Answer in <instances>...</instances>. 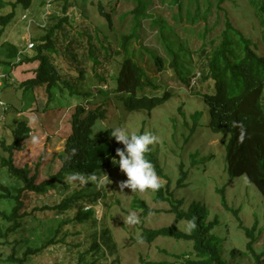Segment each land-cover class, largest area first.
Wrapping results in <instances>:
<instances>
[{
    "label": "trees",
    "instance_id": "trees-1",
    "mask_svg": "<svg viewBox=\"0 0 264 264\" xmlns=\"http://www.w3.org/2000/svg\"><path fill=\"white\" fill-rule=\"evenodd\" d=\"M94 1L54 0L49 13L44 16L42 33L31 35L33 47L29 50H25L27 44L21 40V31L19 34L14 33L10 41L5 35V41L1 43L6 48L7 57L17 58L20 55V61L16 63L24 61L37 64L32 70V76L20 83L24 91L32 89L37 97L48 94L51 99L53 88H58L59 91L67 89L73 94L76 91V79L84 80L89 74L95 77L94 81L100 87L108 85L112 77L115 81L114 88L107 90L106 97L100 99L94 108H86L84 103L75 106L70 119L71 134L57 156L59 168L48 179L36 182L41 162L37 163L34 173H31L28 166H15L12 155L22 148L24 140L29 137L30 127L27 121H20L16 125L11 142H1L3 150L9 155L7 158H0V168H6L5 175L11 184L0 183V200L13 203L9 212L0 209V247L5 250L10 248L7 253L5 250L0 251L2 263L30 264L32 259L46 251L72 254V258H79V261L84 259L85 253H80L83 250L80 247L84 243L80 245L75 241H66L67 226L76 219L83 220L84 212L92 211L85 210L86 204L93 205L101 201L102 194L87 193L85 189H81L52 206L33 208L30 212H26L25 200L55 190L59 181L67 176L94 178L96 182L111 180V162L116 156L115 150L123 145L110 136V123L105 124L107 129L98 130L96 133L94 128L96 123L101 124V121L114 117L113 111L108 109L111 107V93L115 94L128 112H151L169 99V92L164 91L161 95L155 93L161 86L150 75L149 69L152 66L159 73L170 68L189 87L192 94L203 98L208 108L209 129L214 133L230 134L225 144L227 172L232 177L247 176L264 197V0H245L249 12L252 9L255 13L257 22L253 31L258 33V40L248 36L230 18L225 5L228 0H169L170 6L177 8L174 11L170 9V20L192 28L198 27L196 24H203L202 29H198L204 40L195 50L188 46L184 35L186 29L182 34L175 33L168 21L148 12V4L144 0H134L136 6L129 14L122 13L117 17L116 23L121 26L128 15L131 16V22L129 31L122 33L119 40L117 38L113 42L102 23H95L84 14L81 5L87 2L93 4ZM96 1L99 15L107 23V30L114 33L117 27L114 14L118 12V2L105 0L108 3L106 10L104 0ZM32 3L33 0H0V10L4 7L9 10L8 13L0 14V36L7 26H13L16 10L24 12L31 8ZM56 3L59 5L56 6ZM45 4L46 0H43V8ZM237 5L235 3L234 7ZM148 29H155L159 35L160 51L164 56L156 49L136 45L139 42L142 44V38L146 37L145 31ZM114 62L117 63L115 77L112 75ZM0 105L3 106L1 101ZM234 121L244 126L245 135L242 141L239 139L240 129L234 126ZM148 159L157 175H162V169L155 157ZM181 175L180 181L185 177L183 167ZM168 184L167 182L165 188L159 184V188L154 190L155 203L169 202L170 211L176 212V221L186 219L194 227L190 233L181 232L174 225L146 229L139 236L142 239L138 240L151 243L160 236H168L176 240L192 241L194 257L184 256L179 264H221L218 257L214 258L212 240L204 228V207L192 205L188 211L181 210L182 200L175 198ZM222 204L227 207L224 198ZM132 208L141 210L144 216L158 211L149 208L138 198L133 199ZM37 211L52 214L56 220L55 226L51 222L49 228L42 231L43 235L36 234V238L24 236L10 242L8 238L12 235H21L29 230L37 232L41 223L38 216L36 217ZM43 220L44 218L41 221ZM245 230L246 236L250 238L246 245V256H252V261L247 264H264L263 253H257L253 249V245L260 239L253 237L255 226ZM104 233L103 228H100V243H93L95 237L91 235L89 237L92 240L87 243L91 251L94 249L98 253L107 252L111 255L113 237L110 233L105 237ZM240 256L246 257L245 253ZM66 259L65 256L63 261ZM63 263L68 264V261ZM117 264H121L120 261L117 260Z\"/></svg>",
    "mask_w": 264,
    "mask_h": 264
},
{
    "label": "rangeland",
    "instance_id": "rangeland-1",
    "mask_svg": "<svg viewBox=\"0 0 264 264\" xmlns=\"http://www.w3.org/2000/svg\"><path fill=\"white\" fill-rule=\"evenodd\" d=\"M144 1L148 4V12L168 21L167 23L174 28L175 33L182 34L186 29L184 35L190 49L195 50L201 46L204 37L198 27L202 29L203 24H196L195 26L198 27L192 28L187 24L180 25L170 20L172 14L170 9L174 11L177 8L174 6L172 8L168 3L169 0ZM42 2L43 0H33L28 10L29 18L35 22L31 27H27V22L20 21L23 12L16 10L13 26L11 28L7 26L0 36V101L5 107L3 109L0 105V158L2 156L7 158L9 155L3 150L1 142H11L16 125L20 121H27L30 127L29 137L24 140L22 148L14 152L12 156L16 167L28 166L31 173H34L37 163L41 162L37 183L48 179L49 175L54 174L59 168L60 162L57 156L62 152L63 144L71 134L70 119L75 106L84 103L86 108H94L100 99L106 97L107 90L113 89L115 84L113 77L103 88L95 83V77L90 74L84 80L76 77V91L73 94H70L67 89L59 91L58 88H53L51 99L48 94L37 97L32 89L24 91L20 87L23 80L32 76V70L37 64L24 61L16 63L15 57L6 56V48L1 43L5 41V35L10 38V41L14 33L19 34V31L23 32L21 40L25 42L31 38V35L41 34L40 25L45 12ZM117 2L118 12L114 14V23L117 27L114 33L107 30V23L98 13L96 0L93 4L87 2L81 5L85 15H88L95 23L99 22L105 26V32L113 42L117 38L119 40L122 33L129 31V22H131V16L128 15L126 22H123L121 26L116 23L117 17L122 13L129 14L136 6L134 0H116ZM235 3L238 4L236 8ZM57 5L59 3H56ZM225 5L234 23L248 36L256 37L254 40H258V33L253 31L257 22L255 13L251 8L252 12H249L246 1L228 0ZM104 8L108 9L107 1ZM8 11V8L4 7L0 10V14L8 13ZM72 11L75 12V10ZM145 36L142 38V44L139 42L136 45L160 51L161 42L156 30H146ZM161 54L165 55L163 52ZM116 67L117 63L114 62L112 64L114 77L117 73ZM149 71L150 75L156 79V84L161 86L155 93L161 95L164 91L169 92L171 94L169 99L151 112L145 110L128 112L117 100L115 94L111 93V107L108 109L113 111L114 117L111 120L101 121L102 125L99 122L96 123L94 132L107 129L105 124L109 123L111 128L122 126L129 132H154L159 140L150 146L151 151L145 154L146 158L155 157L162 169V175H158L159 184L165 188L167 182L169 183L168 188L173 191L175 198L182 200L181 210L188 211L192 205L204 207L206 214L204 228H206L207 236L212 240L214 258H219L218 261L221 264L250 263L251 254L246 256V245L250 238L246 236L245 229H251L253 226H255L253 237H260L253 245V249L257 253L262 252L264 256V197L247 176L232 177L227 172L225 144L230 134L214 133L209 129L208 108L203 98L198 94H192L189 87L175 75L173 70L168 68L159 73L152 66ZM115 158L118 159L117 156ZM181 167L185 173L182 181H180ZM5 171H7L6 168H0V183H10ZM110 173V181L103 179L99 182H96L94 178L67 176L59 181L55 190H50L43 196H32L25 200L26 212H30L33 208L52 206L81 189H85L87 193L102 194L101 201L93 203L92 211L84 212L83 220L76 219L67 226L66 241H75L80 245L84 243L80 247L83 249L80 253H85L83 260L79 261L77 255L76 260L72 258V254L46 251L32 259L30 264H54L55 261L56 264H64L65 261H68V264H91L92 262L112 264L115 261L114 264H117V260L121 264H146V262L179 264L184 256L194 257L192 241L160 236L151 243L140 242L138 237L146 229L174 225L179 231L190 233L194 225L186 219L176 221V212L170 211L169 202L156 204L154 201L156 193L153 189L141 191L125 188L121 190L119 183L125 180L126 176L119 169L118 164L113 163V160ZM134 198L142 200L149 208L158 211L147 216L142 215L141 210L132 208ZM222 198L227 207L222 204ZM11 204L13 203L0 200V209L9 212ZM86 206L90 204L87 203ZM133 211L138 217V223L127 221L128 214ZM52 216V214L37 211L36 217L41 222L37 232L29 230L21 235H12L8 240L12 242L24 236L36 238V234L43 235L42 231L48 229L51 222L53 225L56 223ZM42 218H44L43 221H41ZM100 228L105 231L103 236L107 237L111 234L113 237L114 246L111 255L89 249L90 245L87 242L92 240L90 235L95 237L93 243L101 242L98 238ZM1 250L5 249L0 247ZM9 251L10 248L4 252ZM244 253L246 257L242 258L240 255L244 256ZM65 256L67 259L63 261ZM0 264L7 263L0 262Z\"/></svg>",
    "mask_w": 264,
    "mask_h": 264
},
{
    "label": "clouds",
    "instance_id": "clouds-1",
    "mask_svg": "<svg viewBox=\"0 0 264 264\" xmlns=\"http://www.w3.org/2000/svg\"><path fill=\"white\" fill-rule=\"evenodd\" d=\"M47 1L48 0H46V2ZM53 1L54 0H52V2ZM52 2L50 5V8L52 6ZM29 9H26V10H29ZM44 9L46 11V4L44 6ZM21 17H20V21L24 22L21 19ZM43 20H42V23H43ZM251 38L255 39L256 37H251ZM263 103H264V98H263ZM233 124L234 126L239 127L240 129L239 139L242 141L245 135V129H244L243 124L237 121H234ZM110 136L114 137L116 141L120 142L123 145L122 148L117 147L115 150L116 156L118 157V159L113 157V163L118 164L119 169L126 176V179L119 183L120 189L123 190L125 188H128L130 190H141L142 191L145 189L155 190L159 188L160 186L159 177L155 171V168L152 162L149 159H147L145 155L146 153L151 151L150 146L157 143L159 140V137L152 131H144L141 133H137L135 131L129 132L126 128L122 126L113 127L111 129ZM33 139L35 140V137H33ZM81 178L83 177L81 176ZM92 209H93V205L85 207V210H92ZM127 221L129 223L139 222L138 217L134 211L128 214ZM138 239H142V237H138ZM185 257H189V256H185Z\"/></svg>",
    "mask_w": 264,
    "mask_h": 264
},
{
    "label": "built area",
    "instance_id": "built-area-1",
    "mask_svg": "<svg viewBox=\"0 0 264 264\" xmlns=\"http://www.w3.org/2000/svg\"><path fill=\"white\" fill-rule=\"evenodd\" d=\"M51 2H52V0H48V1L46 2V11H45V13H44V15H43V19H44L45 14H48V13H49V8H50V5H51ZM21 19H22L23 21H26V22H27V27H28V26L31 27L32 24L35 23L34 20H32L31 18H29L28 10H25V11H24V13L22 14ZM43 25H44V24L41 23L40 27H42ZM26 31H27V30H26ZM29 33H30V32H29ZM26 44H27V46H26V49H25V50H29V49H31V48L33 47V43L31 42V39H29L28 41H26ZM16 61H20V55L17 56Z\"/></svg>",
    "mask_w": 264,
    "mask_h": 264
}]
</instances>
